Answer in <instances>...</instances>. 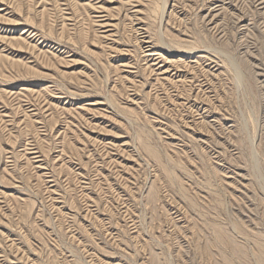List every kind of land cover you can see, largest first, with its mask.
<instances>
[{
	"label": "rangeland",
	"instance_id": "374dc122",
	"mask_svg": "<svg viewBox=\"0 0 264 264\" xmlns=\"http://www.w3.org/2000/svg\"><path fill=\"white\" fill-rule=\"evenodd\" d=\"M0 264H264V0H0Z\"/></svg>",
	"mask_w": 264,
	"mask_h": 264
},
{
	"label": "bare ground",
	"instance_id": "6f19581e",
	"mask_svg": "<svg viewBox=\"0 0 264 264\" xmlns=\"http://www.w3.org/2000/svg\"><path fill=\"white\" fill-rule=\"evenodd\" d=\"M202 84V83H201ZM199 86H200V84H199ZM203 86V85H202ZM189 98V97H188ZM196 101V100H195Z\"/></svg>",
	"mask_w": 264,
	"mask_h": 264
}]
</instances>
